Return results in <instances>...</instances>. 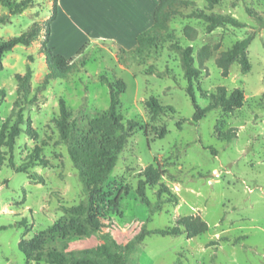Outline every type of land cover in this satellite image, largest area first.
Here are the masks:
<instances>
[{
	"label": "rangeland",
	"instance_id": "1",
	"mask_svg": "<svg viewBox=\"0 0 264 264\" xmlns=\"http://www.w3.org/2000/svg\"><path fill=\"white\" fill-rule=\"evenodd\" d=\"M140 1L63 0L59 15L50 25L46 47L73 58L77 68L64 79L51 80L43 89L38 86L48 70L42 52L45 30L30 46L17 45L2 56L0 89L5 95L0 97V130L8 119L14 120L16 102L24 108L23 130L12 153L15 167L27 163L36 148L48 164L31 165L27 172H18L9 165L6 148L0 147V264H47L43 260L26 261L18 242L51 227L62 216L61 205L74 206L85 198L70 149L82 137L100 138L91 131L90 124L105 114L109 105V88L101 81L102 75L125 83L118 111L123 122L133 119L138 123L115 154V165L106 180L117 196V204L103 231L90 236L56 237L48 245L62 251L93 247L104 241L106 232L124 244L142 228L160 229L173 226L181 217L199 215L208 224L206 232L196 236L185 232L176 236L147 235L129 263L264 264V28L258 29L257 21L246 12L249 7L264 16V0H236L235 6V0H219L213 7L212 11L230 14L245 23L244 27L223 25L207 33L200 19L175 15L168 22L174 39L183 46H192L195 67H200L201 47H211L210 57L193 81L194 100L200 107L211 102L210 95L220 86L228 94L234 88L244 93L242 107L233 112L217 107L199 121H192L195 107L186 92L188 83L178 55L167 48L168 42L151 48L144 63L128 53L134 44L124 36L123 17ZM191 1L200 8L207 6L206 0ZM52 5L53 0H35L21 14L9 15V21L0 25V40L19 35L33 21L47 20ZM181 11L185 15L190 7H182ZM7 13L0 4V14ZM186 26L195 29L194 39L184 35ZM252 29L255 34L247 48L250 69L244 72L234 62L227 76H222L215 58ZM104 34L106 37L100 38ZM119 46L126 50L122 56L130 61L129 66L118 61ZM150 64L158 70L169 69L171 76L147 74ZM27 65L32 77L24 100L15 75L24 73ZM150 96L175 112L151 114L144 104ZM60 98L65 100L69 113L71 136L67 140L61 138L56 124ZM180 117L185 121L178 128ZM163 127L166 133L160 138L158 131ZM231 128L236 129V136L229 141L221 139L220 135ZM149 164L166 170L160 182L177 196L176 202H164L160 209L150 210L140 201L135 192L137 173ZM31 173L42 181L31 178ZM158 187L146 189L152 205L158 200ZM22 219L26 226L18 224ZM212 241L218 244L209 245Z\"/></svg>",
	"mask_w": 264,
	"mask_h": 264
},
{
	"label": "trees",
	"instance_id": "2",
	"mask_svg": "<svg viewBox=\"0 0 264 264\" xmlns=\"http://www.w3.org/2000/svg\"><path fill=\"white\" fill-rule=\"evenodd\" d=\"M205 8L198 7L191 0H158L153 10L152 24L145 30L139 32L136 36L134 46L128 51L139 63H144L149 56L148 51L159 45L167 43V48L175 52L180 61V67L183 76L187 80L186 92L192 98L195 111L192 115V121H199L210 110L220 107L225 112H233L242 107L244 102V93L240 88H234L230 94L224 86L217 88L215 93L210 95L211 102L200 107L194 100L193 81L200 73L205 60L210 57L211 47L204 45L198 52V63L200 67H195L193 48L191 45L183 46L179 44L174 35L168 31V22L175 15L185 16L187 18L200 19L205 23V31L212 32L216 27L223 25H231L233 27H244L245 23L239 21L230 14L217 13L212 11L213 7L219 0H206ZM35 0H0L1 6L7 9V14H0V25L9 21V15L21 14L26 9L34 5ZM232 5H236V0L232 1ZM51 16L43 21H33L28 28L19 35L11 36L0 40V69L1 58L11 51L17 45L30 46L32 42L45 30V43L42 46L43 55L46 57L48 70L41 79L38 89L45 88L51 80L64 79L69 74L76 71L77 64L73 58H67L61 54L54 53L46 47V42L50 39V25L57 17V0H53ZM190 7L189 13L183 15L181 8ZM247 14L254 18L258 23V29L264 28V16L247 7ZM255 34V30L247 34L241 40L236 41L231 48L221 51L215 58L216 66L221 70L222 76H227L230 65L237 62L241 69L246 72L250 69V62L247 55V48L251 43ZM184 35L189 39L196 37V31L190 26L184 29ZM82 45L77 54L80 53ZM118 61L123 66H129L130 61H124L122 54L126 50L119 46ZM147 74H156L158 76L170 75L169 69L158 70L155 65H148ZM171 76V75H170ZM32 70L27 65L24 73H17L15 78L18 83V91L22 93L23 99L26 100L30 91V79ZM101 81L107 84L109 88V105L105 114L91 121V131L99 134L100 138L82 137L78 139L76 144L70 149V156L77 168L80 180L83 184L85 198L74 206L61 205L62 216L49 228L42 230L29 239H21L18 242L19 250L24 254L26 261L34 260L36 262L44 261L47 264H130V256L135 251L137 245L150 234H159L162 236H176L185 232L189 236H196L208 230V224L199 215L184 216L176 220L173 226H167L160 229L147 230L142 228L126 243L121 244L106 232L105 239L101 243L78 250L62 251L54 246H49L48 242L56 237L65 238L70 235L90 236L93 233L101 232L108 227L106 220L110 219L117 204V196L114 195L108 184L107 177L112 171L118 153L125 145L127 138L131 136L138 126L133 119L123 122V117L118 111L120 104L119 95L125 91V83L114 78L109 80L105 75L101 76ZM5 95V90L0 89V97ZM15 103L13 109L14 120L8 119L0 130V147H5L10 154L9 165L18 172H27L31 165H47L48 160L40 156V149H34L30 155V160L18 167H15L12 159V153L15 147L16 139L22 132V124L24 123L23 106ZM145 106L151 114L158 115L164 113H174L171 106H164L153 96L148 97L144 101ZM17 108V109H16ZM68 110L63 98L59 100V116L56 124L63 140L69 138L68 130ZM185 121L180 117L177 122L178 128L181 122ZM31 131V128L27 129ZM120 131V135L116 136V132ZM166 133L163 127L158 131V136L162 138ZM236 136V129L231 128L224 134L220 135L221 139L231 140ZM216 153L215 149H212ZM1 163V160H0ZM166 173L158 164L147 165L143 170L137 173L138 179L135 192L140 201L150 210L160 209L164 202H176L177 196L172 193L169 188L160 179ZM30 177L35 180L42 181V178L36 173H31ZM158 185L157 201L152 205L146 189ZM19 225L26 226V220L22 219ZM3 227H0L2 229ZM218 241H212L209 245H217Z\"/></svg>",
	"mask_w": 264,
	"mask_h": 264
},
{
	"label": "crops",
	"instance_id": "3",
	"mask_svg": "<svg viewBox=\"0 0 264 264\" xmlns=\"http://www.w3.org/2000/svg\"><path fill=\"white\" fill-rule=\"evenodd\" d=\"M140 2L135 7H131L130 11L123 17L124 36L128 37V41L131 44H135L136 36L139 32L147 29L152 24L153 10L158 0H141ZM62 3L63 0H57V16ZM105 37L106 35L104 34L100 38L104 39Z\"/></svg>",
	"mask_w": 264,
	"mask_h": 264
}]
</instances>
